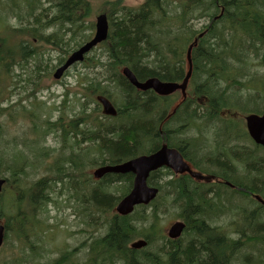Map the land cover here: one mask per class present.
Masks as SVG:
<instances>
[{"label":"trees","instance_id":"1","mask_svg":"<svg viewBox=\"0 0 264 264\" xmlns=\"http://www.w3.org/2000/svg\"><path fill=\"white\" fill-rule=\"evenodd\" d=\"M163 1L146 0L139 9L135 10L123 6L122 3L119 6V1L113 3V11H106L111 21L110 35L107 41L100 45L105 51L106 59L101 55L93 54L92 56L88 55L87 61L83 63L87 71L80 74L82 91L78 100L81 112L71 119H65L62 116L55 121L48 119L46 122L45 131L49 133L51 130H61L66 146L70 141L69 147H73L72 139H74L79 149L87 150L86 154H88L93 151L95 143V149L100 153L96 161L86 163L84 159L76 155L59 158L54 167H51L53 163L46 167L50 174L45 173L46 176L40 177L24 188L23 175L27 173L21 162L27 156H22L21 161L9 157V178L14 181L12 183L13 190H11L14 208L12 215H15L17 219L15 231L17 241L20 243L19 248L22 251L28 245L25 240L28 230L32 227L30 221L33 216L30 213L34 215L39 208L46 209L44 204L51 200V192L61 194L63 188H68L72 206L79 204L82 207L95 208L98 214L96 223L104 228V232L96 238L95 250L96 256L103 259L104 263L147 264L137 255L139 252L131 249L129 244L140 237L151 239L158 232L163 236L162 217L157 214V208L163 201H169L170 195H173V201H176L179 207L177 217L180 216L186 221L185 232L194 239L182 252L184 258L197 264H229L228 255L230 252L227 255V251L231 246L224 242L222 237L209 238L207 226L203 221L209 218L206 214L212 204H208V201L218 203L222 198L218 195L214 198L213 195L209 196L210 193H204L201 187L206 183L199 182L189 175L177 176L170 170H156L151 173L149 183L160 187L161 192L150 205V207L153 206V210L147 213V207L141 205L128 216L118 215L114 211V207L119 199L130 191L133 182L132 174H106L102 179L97 180L95 182L97 184L93 187L84 188V184H91L93 180L91 176L84 174L86 164L113 165L134 158L141 153L154 152L161 145L162 128L167 131L165 140L168 144L182 151L183 143H185L189 153L191 155L193 153L192 156L196 154L197 158L204 156L205 154L201 150L204 145L192 143L190 137L183 133V129L182 131L180 128L177 129L178 125L186 121L192 124L202 120L229 122L231 117L223 116L221 113L228 110L229 107L240 104V101L233 102L230 99L229 90H241L243 85L246 86L250 83L251 79L241 80L246 76L252 77L254 82H264V77L259 78L258 73L250 69V63L246 59L247 56L250 57L249 55L259 57L262 54L261 65L264 66V0H221L225 9L221 17L219 4L216 0H185L173 9L174 12L170 9L169 15H174L176 18L168 17L164 13V8L167 7L163 6ZM12 4L16 10L11 12V15L17 18L20 25H17L18 27L10 26L6 34L3 31L0 34V111L12 109L15 106L10 102H5L3 89H1L2 86L10 91L3 81H9V77L14 75V66H23L24 62L29 61L30 58L40 59L43 63L49 60H45L40 51H36L35 47L31 48L28 44L35 45L34 40L36 39L37 43L52 45L63 53L58 58L57 65L51 66L50 63L49 65L47 63V70L51 73L55 66L65 60L72 48L89 39V35L84 33V29H91V26H85L83 22L90 12L89 2L86 0H13ZM212 13L215 15L213 16ZM167 18L173 22L171 28L168 29L164 28L162 23L159 25ZM195 18L206 23L204 26L209 25L211 28L206 31L200 39L198 47L194 49L193 57L201 59L204 57L205 59H202L203 63L196 61L197 67L194 69L192 85L199 87L202 93L210 95V102L207 105H211V110L209 106L204 107L203 111L198 110L201 107L200 104L187 100L181 105L179 109L181 112L174 121L170 124H158L160 116L157 113L160 110L161 113L165 110L162 109V106H171L173 98L165 97L161 100L159 96L150 91H137L121 74L120 67H131L140 80L158 76L164 80L181 81L184 77L185 64L181 62L173 65L166 60L169 58L168 56L160 54L157 50H161L159 42H167L171 49L175 52L179 51L180 55L185 58L184 53L187 46L198 32L193 25ZM53 25L57 26V30L45 36L44 31ZM173 25L177 26L178 30L171 35ZM185 26H191V31L187 30ZM174 36H176L178 44L172 46L169 41H172L171 37L174 38ZM14 43L15 45H13ZM243 67L246 69L249 67L250 71H243ZM116 88H119L125 95V101L119 107L120 119L123 121L120 124L104 123L98 117L101 105L97 101L96 95L113 96V90ZM232 94L235 96L236 91ZM258 97L260 96L258 95ZM93 104L97 105V108L89 109ZM189 105L195 106L189 109ZM10 117L13 119L12 114ZM81 124L86 127L79 128ZM0 131H2L1 128ZM83 142L87 146L82 147ZM46 149L47 151L40 153L35 152L34 160L30 159L29 162L33 164L35 161L38 164L43 161V158H49L50 150L53 149L49 146ZM243 150L246 153L241 157L238 156L244 164V172H251L257 168L256 165L261 158L255 152L249 154V149ZM65 163H68V166H65ZM36 167L33 166L32 173H35ZM0 173H2L1 170ZM68 178L72 180L70 181ZM253 179L261 178L255 174ZM253 184L264 185V180L255 181ZM205 194L206 197H204ZM1 199L2 197H0ZM204 203L207 205L205 206ZM2 216L0 209V217ZM256 219L259 218L256 217ZM256 219L246 218V232L251 233L254 230ZM257 227L262 228L263 225L258 224ZM6 228L8 232L5 244L11 231V225L7 222ZM188 229L191 231L188 232ZM242 241L244 240L241 237L237 242L242 243ZM233 242L231 241V243ZM172 248L168 249V253L170 260L175 263L179 242L173 241ZM4 249L5 245L0 251ZM161 249L164 250V247ZM67 252L73 253V251ZM144 256L151 263L152 258L147 254ZM261 256L264 258V255ZM65 259H67L66 255L60 257L56 263Z\"/></svg>","mask_w":264,"mask_h":264},{"label":"rangeland","instance_id":"2","mask_svg":"<svg viewBox=\"0 0 264 264\" xmlns=\"http://www.w3.org/2000/svg\"><path fill=\"white\" fill-rule=\"evenodd\" d=\"M22 1V0H20ZM89 2L90 12L88 16H86L83 20L85 26H91V29H84V33L86 35H93L94 32V21L97 13L99 12H105V11H113L114 9V2L119 1V6L122 2H125V4L132 8H137L144 0H86ZM185 0H164L163 5L167 6L165 8L164 13L168 15V17L176 18L174 15H169L170 9H175L176 6L180 5L181 2H184ZM6 3V6L2 8V5ZM12 0H0V32L3 31L4 34H6L9 29L8 24L10 26H17L20 25L17 18L13 15H11V12L13 13L16 8H14L12 4ZM253 3V2H252ZM251 3V4H252ZM48 5V4H46ZM251 7V5H250ZM174 12V10H173ZM8 14V19L7 15ZM10 14V15H9ZM118 15V14H117ZM116 15V18H117ZM176 15V12H175ZM164 26V28H171V24L173 22L170 21V19H165L159 23V25ZM203 21H199L197 18L194 20V27L198 29V27H201L203 24ZM169 24V25H168ZM222 25V24H221ZM170 26V27H169ZM174 28V29H173ZM54 29H49L45 31V33H50L54 31ZM177 29V26H172V33L174 30ZM199 31V30H197ZM31 39V37H29ZM173 40L169 41L171 42H177L176 38L171 37ZM15 40V38H12ZM31 48L36 47L37 50L41 51L43 54V58L46 59H53L58 60L60 56L63 55L62 52H59L55 49H53L50 45L41 46L39 47L28 44ZM174 46V45H172ZM75 46L74 48H76ZM72 48L70 52L74 49ZM101 55L104 59H106V54L103 48H97L95 51L91 53ZM187 53H184V56L186 57ZM154 56V55H152ZM246 57L248 59V63H250V69L252 71H256L258 73L259 78L262 79L264 77V66L261 65V58L262 54L257 57L255 55H249ZM54 61V62H56ZM201 62V61H199ZM50 63V60H47L45 62V66H40L38 71L35 72L34 69H36V62H34L33 59L29 61L27 65L24 67H16L15 73L12 77H9V85H12V90L9 91L6 102H16L15 110H12V113L14 114L15 111L18 112L22 105H26L28 108H32V106L37 107L36 104L39 101H43L42 109L41 111L35 110L36 112V119H30V118H16L13 123H5V129H4V135L6 137V141L9 142L10 140H16L17 146L21 149H23L26 154H28V157L32 159L34 157V153L30 151V149H27L25 143L23 141L29 142L30 138L37 137L41 139V135L43 132L44 124H39L40 121L51 119L56 120L58 116L63 113L64 116L67 119H70L74 117L76 114L80 111V104L78 99L76 98V93L80 92L81 87L79 85V77L80 73L87 71V69L82 65L79 64L76 67H73L71 70L67 72V74L63 77L62 80H54L52 78V74L50 76H42L41 74L44 73L48 69V65ZM203 63V62H202ZM42 65V64H41ZM249 67L246 69V67H243V71L245 70L248 72L250 71ZM54 70V68H53ZM52 70V71H53ZM18 74V75H17ZM248 79L252 80V77L246 76L245 78H241L243 81H248ZM225 86L226 84H222ZM262 85V86H261ZM262 88V89H261ZM35 91V92H34ZM218 91V90H215ZM238 91L237 89L229 90V95L231 96V100L233 102V94L232 92ZM4 92V87L2 90V93ZM222 92V91H221ZM34 94V95H33ZM239 94L242 96V98H247V106L254 107L264 106V82L261 84L256 82L252 83L250 88H243L240 90ZM258 95L260 97H258ZM125 95L118 89L113 94V101L119 102L120 100L124 99ZM42 103V102H40ZM94 107V106H93ZM92 109V108H89ZM38 112V115H37ZM103 114V113H102ZM101 112L99 113L98 117L102 119L104 123L110 122L111 124H116L122 122V119H108L103 117ZM9 114H3L0 116L1 122H6L8 120ZM210 122V121H209ZM86 125L81 124L79 125V128H85ZM46 128V127H45ZM40 129L41 131H37L36 135L33 132V130ZM41 144H45L47 146H51L52 148H55L56 150L50 151L49 157H54L55 161L53 162L51 167L55 166L56 160L63 157H74L75 154L79 153L80 157L85 160L87 163L95 162L98 156H100L98 150L95 149L96 144H93V151L86 154L87 150H80L77 146L74 139H72L73 147H69V143L66 146V142L64 138L59 135L57 138H55L54 131L49 135H44L41 139ZM37 144L33 143L32 147L34 150H37ZM98 145V144H97ZM87 146L86 143L82 144V147ZM13 148L9 151H12ZM19 150L14 149L13 153ZM23 151V152H24ZM258 157L264 158V151L259 150ZM4 152L5 153V147L4 145L1 146L0 154ZM24 152V153H25ZM6 156H1L0 161H6ZM52 158L47 160L45 162V167H47L48 164L52 162ZM38 166V164H37ZM65 166H68V163H65ZM95 164H86L84 167V174L91 176V170L95 168ZM256 169L251 170L250 174L254 176L255 174L258 175L261 179L257 180H264V165L263 161L260 160L259 163L256 165ZM38 169L41 173L33 174V173H27L26 175H23V183L24 188L30 185V183L34 180H37L39 177L43 175V173H49L48 168L43 169L42 166H39ZM30 170V168L28 169ZM8 176V172H4L3 177ZM93 178V177H92ZM68 180H72L71 178ZM97 180H92L91 184H84V188L88 189L90 187H93L97 183H95ZM12 183L14 181H10V187H12ZM9 191V190H8ZM8 191L4 194V197L0 201V208H10V204L13 202L12 200H9L6 198ZM45 194V193H44ZM43 194V195H44ZM206 197V195L204 196ZM211 203L213 206H216V203L213 201H208V204ZM205 204V203H204ZM207 204H205L206 206ZM204 207V206H203ZM95 209V208H94ZM171 210L173 209L170 208ZM169 209V210H170ZM215 209H212L213 211ZM255 210V211H254ZM175 211V210H174ZM174 211H172L169 215L164 216L161 221V230L163 232V236L160 234V232L157 233L155 237L152 238V244L151 247L155 250H159L158 248H162L161 245L166 241L168 238V230L173 223L174 219ZM71 209H66L63 207L57 208L53 204H49L48 211H45L43 214H37L35 217V214H31L34 218L31 219V235L27 238L28 245L25 247V250L22 251L20 247V243L17 241V235H16V225H17V219L15 215H12L9 213L7 216L3 217L2 219L4 222L9 223L11 225V231L9 239L6 243L5 249L0 251V264H52L56 259L60 257V255L65 250H72L75 249L80 245L81 249L78 251L75 255H73L70 259V262H73L74 264H92L88 262L89 259V247L88 244L90 241H92L95 237V232L93 231L90 235L88 233V226L85 223V220L88 218L87 214L88 211L81 210L80 217L79 214L74 216L70 214ZM241 216L243 217V214L245 213H257L255 207L252 208V210H246L243 207L240 209ZM98 215V214H95ZM102 216V215H101ZM85 218V219H83ZM39 225V228H42L44 231H41L39 233H36L33 231V224L37 223ZM47 227L51 228V231H47ZM66 228V229H65ZM57 229H61L62 231H57ZM66 230V231H65ZM65 231V232H63ZM191 230L188 229V232ZM204 235L205 231L203 230ZM167 235V236H165ZM199 235V234H198ZM202 236V235H201ZM183 238V246H186L188 244V240L192 239V236L189 233H184L182 236ZM170 240V239H169ZM194 240V239H193ZM248 243L246 241H242L240 244V247L237 248L236 253L233 257H231L229 264H235V261L240 258V263L243 264L242 260L244 258L248 259L250 264H264V258L260 255V245L256 243V241L249 240ZM61 243V244H60ZM62 246H67L65 249H62ZM164 250H168L171 248H166L165 246ZM150 248V249H152ZM173 249V248H172ZM169 251V250H168ZM179 253V252H178ZM139 254V253H138ZM137 254V255H138ZM229 254V249L227 251V255ZM93 261V260H92ZM121 264V262L116 263Z\"/></svg>","mask_w":264,"mask_h":264},{"label":"flooded vegetation","instance_id":"3","mask_svg":"<svg viewBox=\"0 0 264 264\" xmlns=\"http://www.w3.org/2000/svg\"><path fill=\"white\" fill-rule=\"evenodd\" d=\"M204 25H206V23H203L201 27H198L197 30L200 31L197 33V35L206 29H202ZM186 29L191 31L192 27L186 26ZM174 38H176V36H174ZM177 44V42L170 43V45ZM176 55L177 56L167 58L166 60L170 61V63L173 65L179 64L181 62L185 64L186 59L180 55L179 51H176ZM203 58L204 57H202V59ZM202 59L200 57L193 58L194 69L197 67L196 61L203 62ZM188 93L192 94L189 97V101H194L195 103L203 102L207 99L205 97L207 95L203 94L199 88H190L188 90ZM190 106L191 105H189L188 108L192 109V106ZM204 106L206 105H201L198 110L204 109ZM117 116H120V113ZM166 116L167 112L161 114L158 120V124H162ZM176 117L177 116L175 113L165 124L171 123ZM178 126L184 127L185 134L187 135L188 133L192 136V143L204 144L201 150L205 155L198 158L197 154L195 156H192L189 153V151L187 150V146H185V143H183L182 151L181 149L177 148L183 153L186 161L191 165V167H193V169L201 171L204 175L207 176L206 180L204 181L208 182L201 187L204 193H212L209 196L212 197L213 195L214 198H216L217 195L222 197L218 203L216 201H213L214 203H216V206L212 205L209 208V212L206 214V216L209 218H207V220H203L207 226V235L211 238L222 237V239L227 242L229 246H231V248H229L230 254L228 255V263H230L231 257L235 255V250L240 247V242L237 241L241 237L244 241H256V243L260 245V255H264V204L255 197L256 194H259L264 199V185L253 184V182H261V180H254L252 175L249 176V174H246L244 172V164H242V161H240V158L238 156L240 155L241 157L244 153H246L243 149H248L245 147L241 148L239 144L241 140H248V136H245V138H240V131H242V126L237 121H215L208 124H202L200 129L194 124H190L187 121L185 124H179ZM243 133H247L246 129L243 130ZM161 134H165L167 136V131L165 130V133L162 131ZM252 150L249 149V152L252 153ZM195 163L199 164L200 166L196 167ZM241 197L244 199L252 200L253 203H255L258 207V209H256L258 213H245L242 217L240 212ZM212 209L215 210L211 211ZM256 217H258L259 219H256ZM246 218L257 220V223H254L255 228L254 230H252L253 233L246 232ZM258 224L263 225V227H257ZM181 236L182 235L177 238H169L170 240L166 239V241L161 245V247L165 246L171 248L173 241L179 242V250L177 251L175 261V263L178 264H181L185 259L182 252H184L190 241H192V239H189L188 244H186V246H183V238ZM231 241L237 243H231Z\"/></svg>","mask_w":264,"mask_h":264},{"label":"water","instance_id":"4","mask_svg":"<svg viewBox=\"0 0 264 264\" xmlns=\"http://www.w3.org/2000/svg\"><path fill=\"white\" fill-rule=\"evenodd\" d=\"M95 27L96 31L94 37L70 54L63 65H61L54 72L55 79H60L70 66L77 62H82L85 59L86 54L92 48L107 40L109 36V21L107 14L102 13L96 17ZM195 42H197V40H195ZM195 42L188 48L187 54L190 68L182 83L164 82L157 77H151L144 82H140L136 74L128 67L123 69V74L134 86L140 90L146 91L149 89H154L161 95H169L176 90L181 89L185 94L187 83L192 73L191 51L195 45ZM101 101L104 105V111L106 113L113 115L117 113L116 109L112 106L108 99L102 98ZM246 121L249 133L252 138L256 141V143L264 145V113H252L246 117ZM163 166L173 169L176 173H184L189 171L192 176L199 177L197 173H194L190 170L189 166L183 160L182 155H180L177 150L168 148L166 144H164L158 151L154 153L141 155L137 158L117 165L101 166L94 171V177L100 179L109 173H133L135 175L133 189L120 201L116 208L120 214L128 215L133 212L136 205L142 203L147 204L156 197L158 189L149 187L147 185V179L152 171H155ZM4 182L5 180L0 179V191L2 190ZM184 227L185 225L182 223H174L169 230V235L172 238L180 236ZM4 231L5 227L0 224V247L4 241ZM145 244V241H138L134 243L133 246L141 247Z\"/></svg>","mask_w":264,"mask_h":264},{"label":"bare ground","instance_id":"5","mask_svg":"<svg viewBox=\"0 0 264 264\" xmlns=\"http://www.w3.org/2000/svg\"><path fill=\"white\" fill-rule=\"evenodd\" d=\"M236 2V1H235ZM217 4V3H216ZM209 5V4H208ZM164 6V5H163ZM167 7V6H166ZM209 7H211V6H209ZM165 9V8H164ZM189 10V9H188ZM211 10V9H210ZM190 14V13H189ZM195 14V13H194ZM207 14V13H206ZM205 14V15H206ZM213 14V13H212ZM193 15V14H192ZM215 14H213V16H214ZM197 17V16H196ZM219 17V16H218ZM199 18V17H198ZM146 20H147V18H146ZM215 20H216V18H215ZM211 21V20H210ZM158 23V22H157ZM216 23V22H215ZM118 25V24H117ZM146 25V24H145ZM153 25V24H152ZM209 26V25H208ZM186 27V26H185ZM186 30V29H185ZM185 32V31H184ZM193 36V35H192ZM209 36V35H208ZM192 39V38H191ZM191 43V42H190ZM190 43L188 44V46H187V50H186V53H188V48H189V46H190ZM206 49V48H205ZM11 50V49H10ZM177 51V50H176ZM199 54V53H198ZM155 56H156V54H154ZM8 56V55H7ZM157 57V56H156ZM166 58V57H165ZM164 59V58H163ZM205 59V58H204ZM154 61V60H153ZM147 63V62H146ZM165 63V62H164ZM170 63V62H169ZM152 64V63H151ZM161 64V63H160ZM163 64V63H162ZM169 65V64H168ZM167 65V66H168ZM243 65V64H242ZM159 66V65H158ZM106 73V72H105ZM112 73V72H111ZM108 76V75H107ZM211 77V76H210ZM35 92V91H34ZM34 95V94H33ZM154 117V116H153ZM97 118V117H96ZM135 122V121H134ZM101 124V123H100ZM129 124V123H128ZM103 129V128H102ZM128 138V137H127ZM182 139V138H181ZM186 139V138H185ZM179 141V140H178ZM146 143V142H145ZM196 144H199V143H196ZM204 145V144H203ZM202 146V145H201ZM190 149V148H189ZM200 149V148H199ZM190 152V151H189ZM193 152V151H192ZM191 152V153H192ZM246 152V151H245ZM254 153V152H253ZM199 154V153H198ZM249 154H250V152H249ZM192 155H193V153H192ZM203 155V154H202ZM201 155V156H202ZM247 155V154H246ZM251 156V155H250ZM199 157V156H198ZM260 159V158H259ZM258 159V160H259ZM257 160V159H256ZM255 160V161H256ZM257 160V161H258ZM254 161V162H255ZM251 163V162H250ZM241 173V172H240ZM176 174V173H175ZM177 175V174H176ZM159 178V177H158ZM188 185V184H187ZM212 194V193H211ZM214 208V207H213ZM219 209V208H218ZM260 210V209H259ZM258 213V212H257ZM248 214V213H247ZM255 216V215H254ZM207 220V219H206ZM170 230V229H169ZM169 230H168V233H167V235H168V238H172L170 235H169ZM215 231V230H214ZM178 237H180V236H178ZM177 238V237H176ZM210 238V237H209ZM193 239V238H192ZM200 241V240H199ZM217 242V241H216ZM225 242V241H224ZM227 247V246H226ZM236 251V250H235ZM182 261V260H181Z\"/></svg>","mask_w":264,"mask_h":264}]
</instances>
